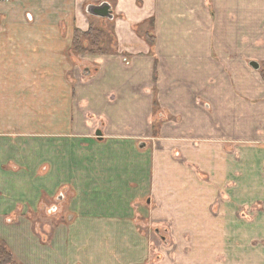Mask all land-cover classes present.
I'll return each mask as SVG.
<instances>
[{"label": "crops", "instance_id": "obj_1", "mask_svg": "<svg viewBox=\"0 0 264 264\" xmlns=\"http://www.w3.org/2000/svg\"><path fill=\"white\" fill-rule=\"evenodd\" d=\"M103 2L112 19L87 12ZM92 24L102 51H75ZM261 63L264 0H0V239L15 261L217 264L218 220L264 264L248 248L264 241Z\"/></svg>", "mask_w": 264, "mask_h": 264}, {"label": "rangeland", "instance_id": "obj_2", "mask_svg": "<svg viewBox=\"0 0 264 264\" xmlns=\"http://www.w3.org/2000/svg\"><path fill=\"white\" fill-rule=\"evenodd\" d=\"M89 65L91 66L92 69H94V67L90 63L89 64L88 63L79 64V66L77 67V70H79V74L84 76V70ZM261 65H262L261 73H262L263 78H264V63H261ZM68 75L74 77V74H72V72H69ZM58 83H60V82L58 81ZM58 83H57V85H58ZM56 99L58 102L64 101L63 98L60 99L58 95H56ZM56 113L58 115L57 117H59V118L63 116L61 114H64L63 111H56ZM86 117L88 119H90L92 122H93V120H95V118H97V116H94L91 112L89 113V115L86 112ZM91 128L93 129L94 127H91ZM262 134H264V132ZM94 135H97V134H94ZM204 224L208 228V222H204ZM211 224H212V226H215V227L222 225L221 229H220V233L218 234L220 239L216 240V244H217L216 251L218 253V255H217V262L218 263L217 264H251V263H249V261H245L246 258L243 259L241 257V249L246 246L247 240L243 239L242 237H240V238L234 237L232 239L227 238L226 240H224V238L222 236V234H223L222 231L225 230L224 229L225 228L224 222H220V221L216 220V221H212ZM153 232L155 233L154 227H153ZM159 234L166 235L165 230L163 228L162 229L160 228ZM155 241L159 244V243L163 242L164 240L162 241L160 237L155 236ZM199 241H200L201 247L206 249L208 246L207 244H210V246H211L212 242H214L215 240H213V239L208 240L205 238H201ZM190 242H192V241H190ZM165 243L168 246L170 245V247H169V253H170L169 256L170 257L169 258H175L176 262H179L180 259L183 261L188 259L187 253H189L190 246H191L190 244L185 245V246L182 245V247H181V243L179 244V241L177 239H170L169 240V238H168V242H165ZM248 248L250 249L249 252L252 251L255 256H260V252L256 251V248H261L262 250H264L263 249L264 248V241L259 240V239H249L248 240ZM177 249L179 250L180 253H183L185 255H183V256H177V254L173 255L172 253L177 251ZM255 251H256V253H255ZM213 252L211 253L212 255H213ZM249 258H250V256H249ZM200 259H201L200 264H209V255L208 254L202 253V256L200 257ZM187 262H189V261H187ZM195 264H197V263H195Z\"/></svg>", "mask_w": 264, "mask_h": 264}, {"label": "trees", "instance_id": "obj_3", "mask_svg": "<svg viewBox=\"0 0 264 264\" xmlns=\"http://www.w3.org/2000/svg\"><path fill=\"white\" fill-rule=\"evenodd\" d=\"M105 32L96 25L92 24L90 29L86 32L76 31L74 36V50L77 52H98L102 51L100 42L105 38ZM83 40H91V50L85 46ZM0 264H21L15 261L8 246L0 239Z\"/></svg>", "mask_w": 264, "mask_h": 264}, {"label": "water", "instance_id": "obj_4", "mask_svg": "<svg viewBox=\"0 0 264 264\" xmlns=\"http://www.w3.org/2000/svg\"><path fill=\"white\" fill-rule=\"evenodd\" d=\"M87 12L89 14H92L94 16H98L101 18H108V19H112L114 17L113 12H112V6L110 5V3L108 2H103L101 4H91L88 6L87 8ZM253 68L255 69H259L260 68V64L256 61L251 62L250 64ZM97 136H101L102 135V131L98 130L96 132ZM146 144L143 143L142 146L144 147Z\"/></svg>", "mask_w": 264, "mask_h": 264}]
</instances>
